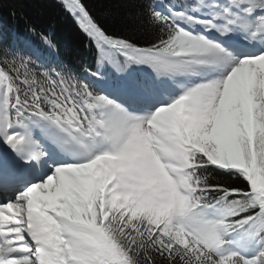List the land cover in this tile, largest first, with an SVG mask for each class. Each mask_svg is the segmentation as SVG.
Here are the masks:
<instances>
[{"label": "snow or ice", "instance_id": "snow-or-ice-1", "mask_svg": "<svg viewBox=\"0 0 264 264\" xmlns=\"http://www.w3.org/2000/svg\"><path fill=\"white\" fill-rule=\"evenodd\" d=\"M55 2L91 62L0 25V264H264V0Z\"/></svg>", "mask_w": 264, "mask_h": 264}, {"label": "trees", "instance_id": "trees-1", "mask_svg": "<svg viewBox=\"0 0 264 264\" xmlns=\"http://www.w3.org/2000/svg\"><path fill=\"white\" fill-rule=\"evenodd\" d=\"M128 0H88L93 14L109 28L130 26L134 10L123 5ZM0 25L9 32L22 31L21 14L54 35L66 59L73 63L91 62L94 49L86 47L87 38L74 20L60 9L55 0H0ZM15 12L13 16L11 13Z\"/></svg>", "mask_w": 264, "mask_h": 264}]
</instances>
